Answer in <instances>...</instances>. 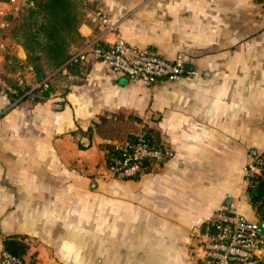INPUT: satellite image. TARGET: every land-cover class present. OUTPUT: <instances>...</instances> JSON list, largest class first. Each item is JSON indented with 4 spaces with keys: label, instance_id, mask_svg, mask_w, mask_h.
<instances>
[{
    "label": "crops",
    "instance_id": "1",
    "mask_svg": "<svg viewBox=\"0 0 264 264\" xmlns=\"http://www.w3.org/2000/svg\"><path fill=\"white\" fill-rule=\"evenodd\" d=\"M97 7L114 30L91 21ZM18 13L0 0V255L21 233L27 264H204L199 232L218 209L257 219L246 174L264 151V1L86 0L72 50L121 34L169 58L182 51L194 69L147 83L89 58L50 71L45 100L12 102L6 55L24 46L4 30ZM94 121L92 137L72 133ZM128 124L158 128L166 146L139 178L111 175L100 146L127 139L104 126Z\"/></svg>",
    "mask_w": 264,
    "mask_h": 264
},
{
    "label": "built area",
    "instance_id": "2",
    "mask_svg": "<svg viewBox=\"0 0 264 264\" xmlns=\"http://www.w3.org/2000/svg\"><path fill=\"white\" fill-rule=\"evenodd\" d=\"M15 9L20 11L23 6L18 0ZM91 21L114 30L110 14L96 8L90 13ZM95 58L103 61L114 72L126 74L131 78L154 83L161 79L176 80L184 72L186 56L179 52L169 58L149 47H141L129 42L121 34L114 41H89L83 47L72 50L70 63ZM27 69L35 74L33 67ZM1 80V79H0ZM19 83L31 85L26 77L18 76ZM44 82L35 81L33 87L47 86ZM32 86V85H31ZM132 142L126 139L117 143L122 150L114 156L108 165V171L123 178L142 174L146 169V160L153 162L163 160L166 146L154 145L145 137L144 132L137 135ZM264 165V156H255L247 166L249 171H260ZM258 219H250L236 208L223 206L214 215L212 223L205 231H200L204 264H264V236L260 233ZM0 264H27L24 257L14 255L5 248L0 255Z\"/></svg>",
    "mask_w": 264,
    "mask_h": 264
},
{
    "label": "trees",
    "instance_id": "3",
    "mask_svg": "<svg viewBox=\"0 0 264 264\" xmlns=\"http://www.w3.org/2000/svg\"><path fill=\"white\" fill-rule=\"evenodd\" d=\"M86 0H27L26 5L19 11L18 16L10 17L13 24L4 30V34L11 39L22 44L27 51V58L21 59L15 54L7 53L6 68L7 73L2 78L10 85L7 89L11 101L19 98L31 97L34 101H42L48 98L54 90V86L48 83L47 86L32 87L19 83L17 77L12 73H17L25 64H30L34 71L36 80L44 82L48 73L63 66L69 68L79 64L81 61L69 60L72 57V46L81 39L79 30L82 21L83 9ZM264 1V0H259ZM100 8V7H97ZM142 120L139 116L134 117ZM99 125L98 121L90 124L87 129L81 128L72 131L73 134L79 132L92 137L95 127ZM144 135L151 144L165 146L162 140L161 132L158 128L149 124L144 125ZM128 139L132 142L137 140ZM91 143V142H90ZM89 143V144H90ZM80 147L85 144L79 141ZM100 146L106 150L108 165L112 162L114 156L120 155L122 150L117 143H101ZM255 156H264V151L256 153ZM254 156V157H255ZM145 171L152 170L154 162L147 159ZM141 174L126 178H139ZM248 178L247 195L254 208L257 219L264 221V165L260 171H249L246 174ZM212 220L205 222L202 231L210 226ZM26 236L21 233H12L4 237V248L14 255L24 257L30 248ZM35 258L32 257L28 264H34Z\"/></svg>",
    "mask_w": 264,
    "mask_h": 264
},
{
    "label": "rangeland",
    "instance_id": "4",
    "mask_svg": "<svg viewBox=\"0 0 264 264\" xmlns=\"http://www.w3.org/2000/svg\"><path fill=\"white\" fill-rule=\"evenodd\" d=\"M19 56L21 57V55L19 54ZM23 56V55H22ZM25 60V59H24ZM26 65L28 64H25L22 68H20V70L17 72V73H27L28 72V69L26 67ZM253 80V79H251ZM257 83V81H254V83ZM254 86V84H252ZM256 85V84H255ZM103 129V128H102ZM104 129L110 131L112 129H115L117 132H114V133H117L118 137H121V136H126L127 139H131V136H132V139H134L135 137L134 136H137L138 134L144 132V125L143 124H128V125H122V127L120 126H117V125H107V126H104ZM119 130V131H118ZM125 140L123 141H116L117 143H122L124 142ZM164 159V158H163ZM107 171H108V168H107ZM109 172V171H108ZM111 175L115 176L114 174H112L111 172H109Z\"/></svg>",
    "mask_w": 264,
    "mask_h": 264
},
{
    "label": "water",
    "instance_id": "5",
    "mask_svg": "<svg viewBox=\"0 0 264 264\" xmlns=\"http://www.w3.org/2000/svg\"><path fill=\"white\" fill-rule=\"evenodd\" d=\"M19 54L21 55V58H22V59H26L27 56H28L25 47L22 48V50L20 51ZM22 55H23V56H22ZM184 68H185L186 71H192V70L194 69V64H193L192 62H190V61H186V62L184 63ZM253 153L256 154L257 151H256L255 149H253ZM230 202H231V198H228L226 203H227V204H230ZM258 229H259L260 233L264 236V221H260V222H259V227H258Z\"/></svg>",
    "mask_w": 264,
    "mask_h": 264
}]
</instances>
